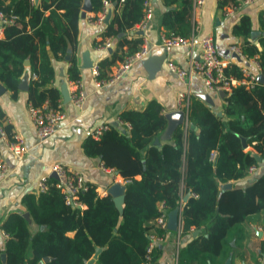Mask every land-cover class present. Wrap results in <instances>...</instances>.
I'll return each mask as SVG.
<instances>
[{"label":"trees","instance_id":"1","mask_svg":"<svg viewBox=\"0 0 264 264\" xmlns=\"http://www.w3.org/2000/svg\"><path fill=\"white\" fill-rule=\"evenodd\" d=\"M103 1L113 6L105 37L117 38L143 17L145 0H90L91 12L98 14ZM161 3L169 8L161 20L164 34L188 37L192 0ZM82 5L83 0H0V13L16 17L14 24L3 27L0 38V83L13 98L22 77L30 71L36 79H29L28 102L33 107L44 102L57 106L60 92L51 87L55 79L51 62L61 61L68 48L75 49ZM259 22L264 28L263 13ZM250 34L251 20L242 16L232 35L242 39L243 53L252 58L256 47L249 41ZM140 44V38H119L111 59L100 62V69L115 65L116 58L123 60L125 55L116 56L118 49L125 46L126 54H131ZM258 44L261 56L257 62L264 78V37ZM69 63V81L79 80L75 60ZM240 66L235 61L224 69V75L242 79ZM161 111L155 101L142 111H124L119 120L128 128L110 126L97 140L87 137L82 143L87 157L98 158L105 168L128 181L121 211L111 195L99 196L89 185L78 197L84 209L67 205L50 179L44 193L22 197L28 218L11 213L1 224L7 236L0 247L5 264H86L97 250L96 264H141L149 232H165L154 227V220L162 214L160 203L165 204V213L181 209V234L199 232L179 251L178 264H215L218 258L223 262L233 250L232 240L239 248L244 237L242 224L249 216L264 212V173L248 175V168L259 164L258 156L264 158V83L233 86L221 116L193 97L188 127H176L172 143H155L167 127ZM3 118L0 108V121ZM0 126L12 140L11 126ZM242 180L247 181L245 185L236 184ZM231 182L230 188H223ZM187 193L191 196L183 204L182 196ZM151 256L156 263L158 246ZM45 257L50 260L44 263Z\"/></svg>","mask_w":264,"mask_h":264},{"label":"crops","instance_id":"2","mask_svg":"<svg viewBox=\"0 0 264 264\" xmlns=\"http://www.w3.org/2000/svg\"><path fill=\"white\" fill-rule=\"evenodd\" d=\"M150 2L153 6V18L144 32L149 48V55L145 60L153 61V63L146 66L142 64L144 60L136 63L127 75L117 82L98 88L94 85L90 67L99 65L104 60H110L117 48L116 44L119 38L131 41L138 39L139 34L135 31V25L117 38H111L112 45L110 48L99 49V44L109 38L105 37L103 32L112 15L113 6H110V13L106 21L100 25L95 22L97 14L91 12L90 0H83L75 49L68 48L61 61L51 62L55 75L51 87H56L60 92L61 110L64 114V119L60 122L53 138L45 141H38L36 138L35 129L28 112L30 105L28 102V83L30 77L32 78L30 71L24 74L19 83V85H23L24 89H19L14 98L0 83V108L4 113V118L0 124L10 125L11 132L23 139L26 150L23 158L17 160L0 140V156L8 169L6 176H0V226L11 213L18 212L22 216L27 214L21 203L22 197L28 194H37L38 181L41 177L48 176L51 167L54 165L67 167L80 174L86 186L94 187L99 196L109 195V190L114 184H119L118 181L121 177L114 171H103L101 169L102 163L98 158L87 157L83 153L82 143L87 138L86 134L99 126L108 125L109 128L115 126L118 129H123L124 125L119 120V116L124 111H142L150 101L157 102L161 106L162 115L167 120V127L157 136L155 142L157 144L172 143V133L176 127L181 125L172 128L167 115L177 112V94L184 90V86L175 75L167 70L165 63L167 60H171L178 67L186 70L188 68V53L185 49H165L160 45V35L164 34L161 20L164 12L168 11L169 8H165L161 0H150ZM262 13L264 14V0H252L250 5L231 15H227L223 7L220 8L214 0H205L203 7L196 12V18L200 23L198 37L211 36L215 50L221 57L227 56L230 45L242 46V39L234 37L232 29L242 16L246 15L250 18L251 34L249 41L256 47V50L254 57L247 56L243 64L248 72L258 78L262 77L263 81L257 80V83L260 84L264 83V78L261 69L259 71L256 64H258L257 60L261 56L258 40L264 37L263 23L259 22V16ZM190 16L189 14L188 22L191 32ZM2 35L3 30L0 29V38ZM126 51L124 46L122 49H118L116 56L122 57L127 53ZM72 58L77 64L79 82L85 95L81 109H76L64 95V89L67 88L68 91L69 82H71L67 76V71ZM252 59L255 60L256 64ZM234 60L238 62V60ZM117 63H119L118 58H116L115 65ZM115 65L101 70V77H106ZM154 68L156 70L150 76L148 71ZM191 93L212 112L219 116L223 114L225 98L221 94L208 92L196 79L192 81ZM251 150L250 148L246 149V151ZM258 163V168L250 175L251 177L264 173V158L258 156ZM246 182V180H242L236 184L245 185ZM228 184L232 186L233 183ZM182 190L183 187L181 186V193ZM185 195L181 199L183 204ZM112 199L115 198L112 197ZM160 204H163L161 211L165 214L167 226L163 233V241L158 246L160 256L156 260V264H178L179 251L195 239L199 232L193 230L183 235L177 227L174 229L172 226L173 210L165 213V204ZM79 207L85 208L81 204ZM242 227L244 237L240 242V247L235 248V241L232 240L230 244L231 246L234 245L233 250L223 262L218 258L215 264H264V212L249 216ZM68 235L72 236L73 234L69 233ZM6 238L0 228L1 249ZM5 258L3 253L0 254L1 264H5ZM90 261H93L91 264H96V260L92 259L86 264ZM192 264L203 263L193 262ZM205 264H210V262Z\"/></svg>","mask_w":264,"mask_h":264},{"label":"built area","instance_id":"3","mask_svg":"<svg viewBox=\"0 0 264 264\" xmlns=\"http://www.w3.org/2000/svg\"><path fill=\"white\" fill-rule=\"evenodd\" d=\"M218 5L223 4V9L227 15H231L234 12L246 7L252 3V0H214ZM205 0H192L190 19L192 23V29L188 37H181L179 35H160L159 43L165 49H185L188 53V68L186 70L178 67L171 60H167L165 65L167 70L175 75L177 79L183 84L184 90L177 94V112H181L182 129L185 130L188 127V110L193 95L191 93V85L193 80H199L204 89L208 92H214L221 94L224 98L231 92L233 86L243 85L249 87L257 83L258 77L248 72L243 62L247 59V56L243 53L241 45H230L228 47L227 56L221 57L217 54L213 39L211 36L198 37L200 23L196 18V12L203 7ZM143 17L136 24L135 31L138 32L141 44L138 49L131 54H125L122 61L117 63L110 73L106 77H101V69L99 65H92L90 67V73L93 77L94 85L98 88L107 84H113L127 75L131 68L140 63L149 55V48L147 40L144 36V32L148 28V24L153 18V6L150 0H145L142 4ZM110 13V3L107 1L102 2V9L97 14L95 22L102 25L107 16ZM16 21L15 16L5 17L0 13V29L3 30L5 25L14 24ZM112 45L111 38H106L99 44V49H108ZM241 62L240 70L243 78L236 80L233 77H226L224 75V69L228 68L235 60ZM254 62L255 60L252 59ZM255 63V62H254ZM256 64V63H255ZM257 69L260 71L259 65L256 64ZM32 79H36L35 75H32ZM69 101L76 109H81L85 95L82 90V86L77 81L69 82ZM28 112L31 117L35 135L38 141H45L53 138L58 130L60 122L64 119V114L61 110L60 100L57 106L52 108L47 102L39 107H33L31 104L28 107ZM124 127L128 128L127 125ZM109 128L108 125H102L96 129L88 132L87 137H91L97 140L100 135ZM0 140L3 141L7 150L17 159L21 160L25 154L24 141L20 136L13 134L12 140H9L0 126ZM258 166L253 165L248 168V175H252ZM101 169L106 172H112L113 170L105 168L101 165ZM7 166L2 161L0 156V176L4 177L7 174ZM50 179L53 180L52 185L59 190L63 195L65 204L72 206H80L78 197L81 192L86 191L87 186L80 174L73 172L67 167L61 165H54L50 169V174L40 178L37 184V193H44L50 186ZM119 185L124 186L128 183L127 180L119 179ZM191 196V195H190ZM195 196V195H194ZM163 205V204H162ZM162 205L159 209L161 211ZM177 216V228L181 231L182 219L180 214ZM161 215L154 220V227L162 230H166L167 222L164 212L161 211ZM3 235L7 237L4 233ZM163 241V235H159L152 230L148 234V244L146 247V253L141 260V264H156L152 260L153 250L160 245Z\"/></svg>","mask_w":264,"mask_h":264},{"label":"water","instance_id":"4","mask_svg":"<svg viewBox=\"0 0 264 264\" xmlns=\"http://www.w3.org/2000/svg\"><path fill=\"white\" fill-rule=\"evenodd\" d=\"M35 1H36V0H35ZM106 19H107V18H106ZM105 21H106V20H105ZM151 63H153V61L144 60V61L142 62V64H143L144 66H146V65H150ZM25 65L27 66V62L25 63ZM155 70H156L155 68L152 69V70H149V71H148L149 75L152 76L153 73L155 72ZM258 81H263V79H262L261 76L258 78ZM19 89H24L23 85H19ZM64 90H65L64 95H65V96L68 98V100H69V93H67V92H68V91H67V88L64 89ZM0 91H1V90H0ZM202 98H203V97H202ZM218 116H219V115H218ZM182 118H183V115H182L181 112H174V113H171V114L167 115V119L170 121V123H171V127H172V128H175L176 126L181 125V123H182ZM171 127H170V129H171ZM155 143L157 144V142H155ZM230 187H231L230 184H226V185H224V188H230ZM109 193L111 194V196H112L113 198H115V199L113 200V202H114L116 208H117L119 211H121V208H122V201H123V193H124V186L119 185V184H114V186L109 190ZM110 194H109V195H110ZM189 195H190L189 193H187V194L185 195V197H184V199H183L184 202H186V200L188 199ZM172 214H173V217H172V226H173L174 229H176V227H177V214H178V209L173 210ZM24 217H25V218H28V214H25ZM99 252H100V250H98V251L93 255L92 260H96V259H97V256H98ZM49 260H50V258H48V257L43 258V262H44V263L47 262V261H49ZM92 262H93V261H92ZM92 262L90 261V262H88L87 264H91Z\"/></svg>","mask_w":264,"mask_h":264}]
</instances>
